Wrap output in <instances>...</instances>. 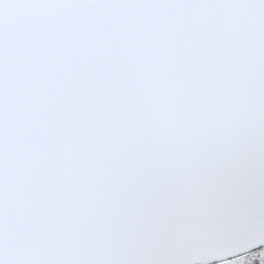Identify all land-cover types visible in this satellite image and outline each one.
<instances>
[{
	"label": "snow or ice",
	"instance_id": "obj_1",
	"mask_svg": "<svg viewBox=\"0 0 264 264\" xmlns=\"http://www.w3.org/2000/svg\"><path fill=\"white\" fill-rule=\"evenodd\" d=\"M0 264H264V0H0Z\"/></svg>",
	"mask_w": 264,
	"mask_h": 264
}]
</instances>
